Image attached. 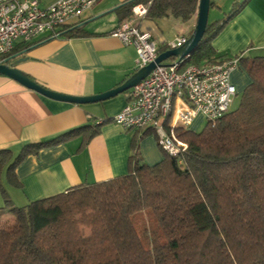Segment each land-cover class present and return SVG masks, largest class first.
<instances>
[{
    "label": "trees",
    "instance_id": "16d2710c",
    "mask_svg": "<svg viewBox=\"0 0 264 264\" xmlns=\"http://www.w3.org/2000/svg\"><path fill=\"white\" fill-rule=\"evenodd\" d=\"M148 1L118 8L120 26ZM199 2L153 0L147 18L185 23L198 13ZM246 3L236 2L224 20L208 24L185 66L224 62L213 41ZM91 35L83 25L61 34ZM240 66L251 82L238 108L199 133L177 130L188 144L180 157L165 153L149 166L134 138L126 175L23 207L13 205L0 182L6 205L0 210L15 217L11 230L0 229V264H264V57L240 58ZM99 130L76 128L24 145L16 156L1 150L0 178L6 169L8 184L21 187L16 170L26 158L79 137L84 148Z\"/></svg>",
    "mask_w": 264,
    "mask_h": 264
},
{
    "label": "crops",
    "instance_id": "0c3cea01",
    "mask_svg": "<svg viewBox=\"0 0 264 264\" xmlns=\"http://www.w3.org/2000/svg\"><path fill=\"white\" fill-rule=\"evenodd\" d=\"M38 1L41 8H47L58 0ZM127 1L130 0H99L80 19L65 27L83 25L91 36H42L35 43L18 44L11 63H17V69L44 88L68 96H94L117 88L137 71L135 48L124 46L111 35L120 27L117 9ZM237 1L241 0H211V9L225 10ZM136 24L151 33L162 48L179 36L189 38L196 27L197 14L185 23L173 18H145ZM213 47L224 61L264 57V0H247L213 41ZM241 68L243 72L238 68L231 75L238 93L251 82ZM129 95L128 91L90 104L60 102L0 75V151L10 150L16 156L24 145L48 141L76 128L100 125L99 133L84 148L79 137L26 158L16 170L21 187L8 184L4 169L0 182L13 205L17 200L23 207L78 185L126 175L134 138L138 140L143 163H160L165 153L153 133L142 137L146 130H124L113 122L114 116L128 104ZM194 123L190 129L195 128ZM5 206L0 191V209ZM7 212L0 210V219Z\"/></svg>",
    "mask_w": 264,
    "mask_h": 264
},
{
    "label": "built area",
    "instance_id": "2783aa9c",
    "mask_svg": "<svg viewBox=\"0 0 264 264\" xmlns=\"http://www.w3.org/2000/svg\"><path fill=\"white\" fill-rule=\"evenodd\" d=\"M98 1L58 0L41 8L38 0H0V65L11 63L18 44H32L42 36L61 38L70 21L80 19ZM152 2L136 5L131 19L111 34L124 46L135 48L137 70L155 62L161 54L154 36L136 24L147 18ZM187 40L179 36L167 42L166 51L184 46ZM187 58L157 65L147 78L129 90L128 104L113 118L124 130H151L158 146L171 157H180L188 150L177 130H189L199 117L215 127L231 112L239 95L231 75L239 68L241 57L201 66H185Z\"/></svg>",
    "mask_w": 264,
    "mask_h": 264
},
{
    "label": "water",
    "instance_id": "95a60500",
    "mask_svg": "<svg viewBox=\"0 0 264 264\" xmlns=\"http://www.w3.org/2000/svg\"><path fill=\"white\" fill-rule=\"evenodd\" d=\"M211 6V0H200L197 13L196 27L194 29L193 34L188 38L184 46L161 53L155 60V62L137 70L136 73L133 74L123 84H121L117 88H114L113 90L99 95L87 97H74L53 92L36 83L23 72H21L19 69H17V63H11L9 65H0V75H4L8 78H11L30 90H34L47 98L60 102H68L73 104H90L107 101L119 96L120 94L126 93L133 87L139 85L145 78H147L151 74V72L157 67V65H162V63L171 58L183 59L190 56V54L198 47V45L205 36L207 26L209 24V13L211 10Z\"/></svg>",
    "mask_w": 264,
    "mask_h": 264
},
{
    "label": "rangeland",
    "instance_id": "374dc122",
    "mask_svg": "<svg viewBox=\"0 0 264 264\" xmlns=\"http://www.w3.org/2000/svg\"><path fill=\"white\" fill-rule=\"evenodd\" d=\"M244 0L237 1L238 3H243ZM233 5L227 6L225 10H220V9H211L209 13V24H212L214 22H218L223 20V18L227 17V15L230 14V12L233 9ZM173 59H169L168 61H172ZM239 69L243 72V69L239 67ZM242 91L239 92L238 97L235 99V102L231 108V111H234L238 108L240 101H241V96H242ZM195 128H191L190 131L199 133L201 132L206 126H207V121L203 119L202 117H199L198 119L195 120ZM13 193V191H12ZM17 200L15 201V205L21 207V204H18ZM21 205V206H20ZM144 219L147 217L145 215L142 216ZM143 221V220H142ZM15 224V217L11 213H6L2 219H0V229H5V230H11Z\"/></svg>",
    "mask_w": 264,
    "mask_h": 264
}]
</instances>
